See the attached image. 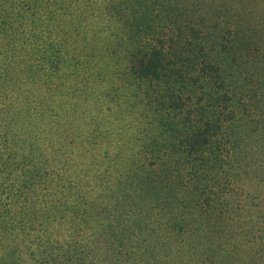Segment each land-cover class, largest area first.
I'll return each instance as SVG.
<instances>
[{
    "label": "trees",
    "instance_id": "obj_1",
    "mask_svg": "<svg viewBox=\"0 0 264 264\" xmlns=\"http://www.w3.org/2000/svg\"><path fill=\"white\" fill-rule=\"evenodd\" d=\"M212 1L0 0V264H264V0Z\"/></svg>",
    "mask_w": 264,
    "mask_h": 264
},
{
    "label": "rangeland",
    "instance_id": "obj_2",
    "mask_svg": "<svg viewBox=\"0 0 264 264\" xmlns=\"http://www.w3.org/2000/svg\"><path fill=\"white\" fill-rule=\"evenodd\" d=\"M124 1H129L131 3H134L137 0H124ZM194 1H195V4L199 10L204 8L202 6H207L211 2H213L212 0H194ZM219 199H221V198H219ZM228 201H229V199H228ZM211 202H213L212 206H211V208H212V207H214V205H219V203L221 201L217 199L215 202L213 200H211ZM251 210H253L255 212H258L259 210H264V205H262L260 203V201L257 200L256 204L252 203ZM245 231H246V229L241 227V226L240 227H238V226L234 227L233 226L232 229L230 230V232L232 234V238H228L225 240V241H227V243L225 244V248L227 249V255H228V260H229L230 264L248 262L249 260H251L250 257L254 255L255 251L258 248H260V245L262 244L260 242V235L262 234L260 230L258 231L255 228L250 230L251 233H250L249 242H248L247 236H244ZM136 242L137 243H135V244L137 246H140V250H137L138 257H137V255H134V256H132V258L139 259V257L141 256L142 250L144 249V240L142 239L141 235H139L136 238ZM192 256H193L192 258L194 260H196L197 254L192 253ZM162 258H163V256L158 254L157 252L152 256V259L157 263Z\"/></svg>",
    "mask_w": 264,
    "mask_h": 264
}]
</instances>
